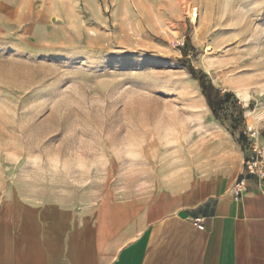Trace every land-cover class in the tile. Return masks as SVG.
Segmentation results:
<instances>
[{
    "label": "rangeland",
    "instance_id": "obj_1",
    "mask_svg": "<svg viewBox=\"0 0 264 264\" xmlns=\"http://www.w3.org/2000/svg\"><path fill=\"white\" fill-rule=\"evenodd\" d=\"M188 38L244 127L215 118L181 61ZM249 126L264 135V0H0L4 186L148 199L160 171L243 165Z\"/></svg>",
    "mask_w": 264,
    "mask_h": 264
},
{
    "label": "crops",
    "instance_id": "obj_2",
    "mask_svg": "<svg viewBox=\"0 0 264 264\" xmlns=\"http://www.w3.org/2000/svg\"><path fill=\"white\" fill-rule=\"evenodd\" d=\"M254 140L247 156L264 147V135ZM224 163L160 171L148 199L95 204L0 176V264H264V179L250 176L236 200L244 164Z\"/></svg>",
    "mask_w": 264,
    "mask_h": 264
},
{
    "label": "trees",
    "instance_id": "obj_3",
    "mask_svg": "<svg viewBox=\"0 0 264 264\" xmlns=\"http://www.w3.org/2000/svg\"><path fill=\"white\" fill-rule=\"evenodd\" d=\"M190 45L191 40L188 38L185 44L181 47L184 55V58L181 59V61H183L193 77L200 82L202 94L215 118L217 120L231 122L235 129L244 127L246 123L245 112L247 108L243 106L242 102L235 96L234 92L223 91L221 88L217 87L206 72L202 69L196 68L191 63L188 59V47ZM230 111H232V114L229 113ZM235 112L237 113L236 115ZM246 133V131L242 130V139L246 137Z\"/></svg>",
    "mask_w": 264,
    "mask_h": 264
},
{
    "label": "built area",
    "instance_id": "obj_4",
    "mask_svg": "<svg viewBox=\"0 0 264 264\" xmlns=\"http://www.w3.org/2000/svg\"><path fill=\"white\" fill-rule=\"evenodd\" d=\"M249 132L254 138L255 131L251 126H249ZM250 176L264 179V147H253L250 154L246 157L244 161V173L239 175L233 186V194L236 200H239L242 197ZM196 224L201 229L205 228L201 219H197Z\"/></svg>",
    "mask_w": 264,
    "mask_h": 264
},
{
    "label": "bare ground",
    "instance_id": "obj_5",
    "mask_svg": "<svg viewBox=\"0 0 264 264\" xmlns=\"http://www.w3.org/2000/svg\"><path fill=\"white\" fill-rule=\"evenodd\" d=\"M242 86V85H241Z\"/></svg>",
    "mask_w": 264,
    "mask_h": 264
}]
</instances>
